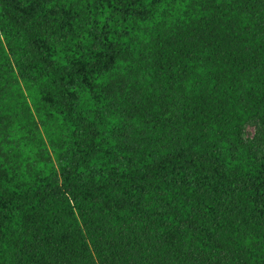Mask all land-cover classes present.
Returning a JSON list of instances; mask_svg holds the SVG:
<instances>
[{
    "label": "trees",
    "instance_id": "obj_1",
    "mask_svg": "<svg viewBox=\"0 0 264 264\" xmlns=\"http://www.w3.org/2000/svg\"><path fill=\"white\" fill-rule=\"evenodd\" d=\"M0 264H264V0H0Z\"/></svg>",
    "mask_w": 264,
    "mask_h": 264
},
{
    "label": "rangeland",
    "instance_id": "obj_2",
    "mask_svg": "<svg viewBox=\"0 0 264 264\" xmlns=\"http://www.w3.org/2000/svg\"><path fill=\"white\" fill-rule=\"evenodd\" d=\"M254 133H255V129H254V127H249V128L247 129V136H248L249 138H252L253 135H254Z\"/></svg>",
    "mask_w": 264,
    "mask_h": 264
}]
</instances>
